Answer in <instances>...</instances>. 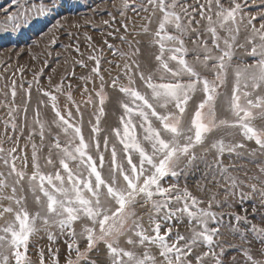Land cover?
Instances as JSON below:
<instances>
[{
  "label": "snow or ice",
  "instance_id": "1",
  "mask_svg": "<svg viewBox=\"0 0 264 264\" xmlns=\"http://www.w3.org/2000/svg\"><path fill=\"white\" fill-rule=\"evenodd\" d=\"M257 2L259 9L249 11ZM64 7L65 0H9L8 6L0 8V36L11 41L26 28L42 31L39 23L60 14ZM129 10L146 21L138 31L124 22ZM117 12L124 28L119 39L128 51L117 47L113 55H119L123 65L115 64V76L113 68L104 69L110 77L106 82L101 56L89 55L95 66L80 77L84 81L81 96L88 93L83 105L95 108L87 137L82 130V104L74 100L72 84L64 83L67 76H75L74 67L66 69L67 76L55 85L49 76L47 89L37 78L43 69L35 73L27 88L20 85L25 93L22 105L16 103L14 79L11 99L0 88L4 96L0 108L7 109L8 117L0 138V264H60L53 229L70 237L65 241V264H264V162L256 164L260 175L248 176L245 170L242 177L232 160L245 152L264 156V0H120ZM153 18L158 25L155 30L150 27ZM67 19L55 20L48 28V44H55ZM104 23L112 26L109 20ZM130 31L132 40L127 38ZM140 36L147 41L143 68ZM104 43L114 48L106 39ZM69 48L83 56L78 44L65 45L64 51ZM65 63L87 67L75 57ZM51 71L55 73L56 68ZM33 83L47 100H39L30 117ZM88 83L93 84L98 103ZM106 87L119 94L111 143L109 131L101 128L109 99ZM60 96L66 98L63 108ZM41 106H50V121L42 118ZM220 112L227 115L219 116ZM25 128L29 135L21 148ZM244 140L258 147L248 150ZM44 147L48 152L42 156ZM198 171L201 175L195 184L199 191L210 193L206 200L188 187L189 176ZM205 180L223 189V204L221 193L207 188ZM245 188L259 194L260 203L252 204L251 213L243 206L251 198ZM229 197L238 200L240 212ZM185 217L189 236L178 230ZM222 229L238 243L225 245ZM41 232L49 241L47 257L44 246L34 240L42 238ZM78 238L85 241L83 249ZM30 244L36 250L35 261L29 254ZM228 248L235 252L226 259Z\"/></svg>",
  "mask_w": 264,
  "mask_h": 264
},
{
  "label": "rangeland",
  "instance_id": "2",
  "mask_svg": "<svg viewBox=\"0 0 264 264\" xmlns=\"http://www.w3.org/2000/svg\"><path fill=\"white\" fill-rule=\"evenodd\" d=\"M113 4L116 7H113ZM120 0H65V7L60 10V14L56 15L53 18H49L39 23V29L42 31H37L32 28H26L23 30L22 34L19 36H13L11 41L4 36H0V88L3 89L4 92L9 93L10 97V86L11 81L14 79L16 81V90H17V97L16 103L17 105H22L23 99L25 98V93L23 89L20 87L23 84L24 88L28 87L30 82H33V75L35 73H41V69H43L42 74L38 75V79L40 84L43 85L46 89L48 86V77H52V84L55 85L60 82L62 77L67 76L66 69L71 71L72 67L75 69V76H67V79L64 80L65 85L69 82L73 86V98L77 103L82 104L81 112L83 114V132L87 137L90 132V125L88 123L89 119L91 118L94 122V117H91V113L95 111V108L91 104L83 105V101L87 99L88 93H85L84 96H81L82 87L84 85V81L80 79L82 76H86L90 73L91 68L95 66L94 61L88 60L89 55H98L101 56V72L105 77L106 82H110V77L108 72L104 71L107 68H113L112 75L115 76L118 70L115 69V64L123 65L124 61L120 59L119 55H113V51L115 48H119L123 52L128 51V47L126 45L121 44L120 42V35L124 33V28L121 25L122 17L119 12H117V8L119 7ZM9 5V0H0V8ZM135 7V5H132ZM259 3L251 4L249 7V11L258 10ZM109 13L115 17V20H110ZM142 16L148 15L147 13H142ZM68 17L67 21L64 22V29H61L57 32L58 39L56 40L55 44H48V36L45 35L48 28L52 26L55 20H60L62 17ZM130 18V19H129ZM109 20L111 27L108 24H105L104 21ZM124 22L129 24V28L133 31H138L140 29L141 24L146 23V21L141 19V16H138L135 12L129 10L127 12V18H124ZM257 26L260 22V17L257 16V20L255 21ZM3 23V13L0 12V24ZM79 25V27H76ZM133 25L135 28L133 29ZM156 18H153V23L150 26L153 30L157 28ZM119 29V32H116V29ZM67 29V31H65ZM71 33V37H69L68 33ZM112 33L113 35H108ZM90 36L92 38L91 41H88L86 37ZM129 40L133 39L132 32L128 34L127 37ZM107 40L109 44L114 46L113 49H109L107 44L104 43V40ZM142 41L141 47V67H144L145 55L146 52L145 44L147 43L146 38L144 36L137 37ZM38 42V45H37ZM72 44V45H79L80 53H83L81 56L79 53L75 52L72 48H69L67 51H64V46ZM188 47L191 48L192 45L189 43ZM152 52L156 51L155 48L151 49ZM37 55L38 59H33L32 56ZM11 57V59H8ZM72 57L76 59H83L87 64V67L81 68L79 65H72L70 63L66 64L65 60H71ZM114 61V64L110 65L107 61ZM46 62V63H45ZM59 64V66H58ZM56 68V72L53 73L51 70ZM22 69V71H21ZM8 84L9 88H4V85ZM99 79H95V87L96 90H99ZM87 87L89 89V93L92 95L94 101L98 103V97L96 96L95 92L92 91L93 84L88 83ZM105 91L109 95L108 101L105 103V116L101 119V128L109 131V140L110 143L115 140L114 135L111 133V129L115 128L117 125V118L119 109L116 104V97L119 95L115 92L111 87H106ZM44 99L47 100L46 97L42 96V93L36 90V86L33 83V87L31 89V102L28 105V115L31 117L33 114V108L38 104V101ZM65 97H59V104L61 108H63L65 103ZM4 100V96L0 93V102ZM72 111L75 115V107L72 106ZM41 114L42 118L46 120H51L53 113L50 110V106L48 108H44L41 106ZM219 116L227 115L224 112L218 113ZM8 119L7 117V109L0 108V138H2V134L4 131V124L3 120ZM17 123H20V120H17ZM259 123V122H257ZM38 127V126H37ZM53 131H56L53 129ZM9 134H11V129L9 127ZM29 135V129H24V136L20 138V145L23 148L25 143V137ZM104 132H101V141L103 140ZM61 139L63 136L61 135ZM237 140H241L242 137L237 136ZM35 142L39 145L40 138L38 135L34 136ZM246 145L248 150L255 149L258 146L255 145L254 141H243ZM48 143V140H45V144ZM5 147H9V144L6 142ZM29 157L31 156V146L29 145L27 149ZM48 152V148L44 147L42 150L41 155H46ZM106 161L108 159L107 153ZM232 160L235 161L236 167L240 169L239 174L243 177L244 171L246 170L248 176H258L260 175L258 168L256 166L257 163L264 162V156L255 155L251 156L248 155L246 152L242 155L240 159H236L235 156L232 157ZM225 164L229 163V157L226 154L224 157ZM255 161V162H253ZM43 162V161H42ZM203 166L201 165V168ZM31 170V169H29ZM231 170V169H230ZM201 173L198 171L195 175H190L188 179V187L193 192L194 195L200 197L201 199H207L210 193L201 192L197 189L195 182L199 180ZM255 183L256 181H251ZM203 184L211 189L212 191H217L220 194L219 199L221 203H224V196H223V189L215 187L214 184H209L207 180L203 181ZM245 192L249 193L251 196L250 199H247L244 202V207L248 208L249 213H251V207L253 203L259 205V194L258 193H251L250 189L245 188ZM230 201L234 203V210L236 212H240L241 205L238 200L234 199L233 197L228 198ZM206 206V205H204ZM30 209L33 207L31 201H29ZM225 212L232 211L227 208L223 209ZM143 211V210H142ZM214 211H221V209L215 208ZM250 219L253 217L249 216ZM227 219V217H226ZM148 217L144 216V226L147 228ZM3 221H0L2 224ZM175 224L176 221H173ZM163 222H162V232H163ZM176 228H174L173 235H175ZM179 232L185 236H189L190 229L188 227V220L185 217L184 222L179 224L178 228ZM53 231L57 235V241L54 247L59 248V260L60 264H65V257L68 253V247L65 241H70V237L65 234L64 236H60L59 231L53 229ZM77 231L79 228L77 227ZM223 237V243L225 245L231 243H238L237 240L232 236L231 233L225 231ZM40 237H34V240L39 243L41 246H44L45 255L47 257L48 249L47 245L49 241L47 236L41 232ZM171 239V237L169 238ZM78 243L83 249L85 241L83 238H78ZM101 247V253H103V245ZM258 247V245H257ZM153 252H156V249H153ZM235 252V249L228 248L226 250L225 258L227 259L232 253ZM29 254L32 256V259L36 260V250L32 248L30 244ZM74 256V253H73Z\"/></svg>",
  "mask_w": 264,
  "mask_h": 264
}]
</instances>
